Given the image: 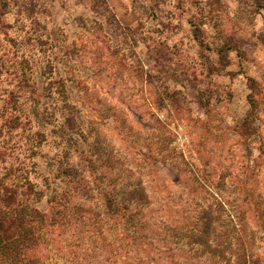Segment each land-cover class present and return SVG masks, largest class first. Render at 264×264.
Listing matches in <instances>:
<instances>
[{"label":"rangeland","instance_id":"obj_1","mask_svg":"<svg viewBox=\"0 0 264 264\" xmlns=\"http://www.w3.org/2000/svg\"><path fill=\"white\" fill-rule=\"evenodd\" d=\"M8 101L12 139L38 141L26 160L36 206L48 211L51 190L66 198L45 264H235L240 240L264 264V0H0L1 113ZM98 166L110 194L148 195L138 235L107 213ZM209 207L220 217L206 247L193 239ZM237 214L241 235L225 225Z\"/></svg>","mask_w":264,"mask_h":264},{"label":"trees","instance_id":"obj_2","mask_svg":"<svg viewBox=\"0 0 264 264\" xmlns=\"http://www.w3.org/2000/svg\"><path fill=\"white\" fill-rule=\"evenodd\" d=\"M251 82L252 81H250V83ZM251 84L249 88L253 89V84ZM248 101L250 104L253 103L250 94L248 95ZM38 102L39 96L37 99L32 100L34 108H36ZM3 109L2 113L0 112V264H45L44 258L39 252V249L43 244L42 240L44 238V232L46 228H51L53 225L59 224V220H61L59 218L62 217V210L64 207L63 200L66 198L64 196L57 197L58 195L55 197V192L51 190V198L46 201L49 208L48 211L44 213L36 206V202L42 196L43 191L41 187H37L34 183L30 182L28 177L30 174L28 169L30 163H26V160H29L30 156L28 152L32 150L31 148L34 146L33 144H38V141L36 142L33 140L30 149H22V147L24 148V145L21 143V140L14 141L12 139V134L19 127L20 123L18 120L20 117L16 116V114H12L14 111L9 101L8 106H4ZM4 112L9 115H4ZM38 117V111L32 109L31 115H28L26 119L27 123H33V119H38ZM39 120H42V118H39ZM58 132L53 131V135L57 137L60 136V138L62 137L68 148L72 147L75 150H78V148L76 149L78 142L72 135H59ZM33 136L35 137V133ZM145 156L146 160L149 162L150 156H148V154ZM50 162L51 160L48 161V165L51 166L52 170L53 165H51ZM148 167L152 169V163L151 165L148 163ZM253 168L250 166L249 171L252 172ZM98 170L97 178L95 177V173H92L90 176H93L92 178L96 179V184L93 186L96 191L103 196L107 213L116 215L117 217L114 222L120 219L125 224L126 228H129L134 234L136 233L138 235L141 233V225L145 223L141 207L149 202L148 195L143 189L139 188V185H129L128 189H124L121 192H118V188L115 185L113 187L112 195L108 191L105 174L100 167ZM256 176V172H253L251 178L252 182L255 181ZM53 177V179H55V175H53ZM202 183L203 180L201 179L197 184L200 186L203 185ZM249 187H251L252 192L253 185L248 184V188ZM215 195L217 196V194ZM117 198L120 199V202L124 204V206L120 207L118 205ZM252 202H255V199L252 200L251 203ZM221 204L224 205L223 202ZM137 206L138 209L136 208ZM128 210H130V212H128ZM73 214L75 215V212H73ZM65 215H63V217ZM219 217L220 215L214 214L210 207L209 209H204L199 216L201 221V231L199 236L193 239L194 242L209 247V237L214 232L212 230V225L215 221L219 220ZM258 218L259 216L255 215L253 218L250 217L249 219L259 221ZM245 220V215L237 214L235 215V219L231 215L229 218L227 217L228 224L225 225L226 227L228 225L237 227V230H235L237 232L235 233L236 235L237 233L241 235L244 232L243 226ZM261 224L262 223H258V227L262 228ZM262 230L264 233V228H262ZM222 231L226 232L223 229ZM127 233V231H125V233L123 232V235L120 237V249L124 247L125 252L131 248L128 247L130 244L137 247V245L130 239L126 241L128 246H124ZM223 234L225 239L228 240L230 238L229 234ZM141 246L147 248L144 243H142L140 247ZM229 246V242L223 240L219 247L224 250ZM240 246H242L241 249L244 254L241 253L236 256L235 264H250L248 260L249 256L246 254L245 241L243 243V240L242 242L240 240ZM112 250H114L113 246Z\"/></svg>","mask_w":264,"mask_h":264}]
</instances>
